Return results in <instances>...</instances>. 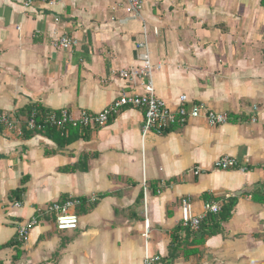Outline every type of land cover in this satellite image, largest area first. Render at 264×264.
<instances>
[{"label": "crops", "instance_id": "1", "mask_svg": "<svg viewBox=\"0 0 264 264\" xmlns=\"http://www.w3.org/2000/svg\"><path fill=\"white\" fill-rule=\"evenodd\" d=\"M24 2L0 0L1 112L20 120L35 107L98 112L123 93L142 92V80L131 82L119 71L140 64L144 49L136 44L145 40L153 63L162 64L153 81L168 106L176 108L185 94L187 106L201 102L230 120L210 126L190 119L142 139L143 111L124 107L101 127H81L86 138L65 146L25 127L20 135L1 132L0 245L38 208L70 196L82 203L75 229L57 230L47 217L20 243L17 259L16 248H1L0 264H143L146 253L159 255V264H264L261 0H143L140 18L126 0ZM63 34L77 45L55 47ZM224 155L246 170H214L213 161ZM184 196L194 214L205 201L221 208L231 197L236 203L201 244L190 245L200 228L189 235L181 230L171 257V230L190 229L181 224Z\"/></svg>", "mask_w": 264, "mask_h": 264}, {"label": "built area", "instance_id": "2", "mask_svg": "<svg viewBox=\"0 0 264 264\" xmlns=\"http://www.w3.org/2000/svg\"><path fill=\"white\" fill-rule=\"evenodd\" d=\"M61 0H48L49 4ZM33 0H25V7L29 6ZM131 15L141 17L143 10V0H126ZM146 38V33H145ZM55 47L69 50L77 45V40L65 34L60 35L53 40ZM138 48H143L139 54L140 64L133 65L119 71L120 77L131 82L142 80V92L139 93H123L113 100L109 105L105 106L98 112H89L81 110L78 114H74L68 108H61L57 111L42 112L43 114L33 111L24 120H20L16 116L0 111V133L10 132L15 134L22 133V127L30 131H43L46 126H55L56 128L74 127H101L105 125L114 115L118 114L124 107H136L143 111V123L141 127L142 139L149 132L163 133L175 124H184L190 119L203 118L210 126L226 123L230 120V114L225 111H216L209 108L204 103H191L187 96L182 94L178 97L176 108H171L166 102L160 98L156 92L153 81V74L162 67L160 62L153 63L147 48V42L140 41L136 44ZM257 106H253L256 109ZM256 118L252 117L251 121ZM67 133V131H65ZM212 168L214 170L239 169L245 171V166L241 165L238 160L232 156L224 155L213 161ZM197 174V170L194 171ZM144 207L146 209V194L149 186L143 182ZM161 189H157L160 193ZM93 196L91 201H96ZM78 197L70 196L62 201H52L45 206L38 208L36 212L29 218L21 220L15 227V238L19 243H23L29 234V231L42 222L45 218H50L57 230L75 229L78 225L79 216L76 212L81 205ZM14 206H20V202H15ZM180 208L182 211L181 224L189 227L193 231H197L201 221L208 214H218L221 205L215 200L205 201L202 206V212L194 214L192 212L191 203L188 196H184L180 200ZM146 216V212H145ZM149 229L148 219L145 218V235ZM161 257L157 254H148L144 256L143 264H159Z\"/></svg>", "mask_w": 264, "mask_h": 264}, {"label": "trees", "instance_id": "3", "mask_svg": "<svg viewBox=\"0 0 264 264\" xmlns=\"http://www.w3.org/2000/svg\"><path fill=\"white\" fill-rule=\"evenodd\" d=\"M261 4L264 5V0H261ZM35 111H38L39 108L35 107L32 108ZM31 109V110H32ZM42 110H39V113H41ZM82 130L84 128H81ZM67 131V133H65ZM83 132V131H82ZM80 128L74 127V126H68L67 128H56L55 126H46V128L43 130V133L46 134L47 136L51 137L54 139L59 146H65L73 141L79 139L80 137H85L86 135H82ZM74 169L73 166L63 168V170H72ZM26 178H23L22 182L24 183ZM24 192V187L17 188L13 190L11 193L13 196H17ZM264 200V199H262ZM236 203V198L231 197L226 203L223 204L221 208V212L218 215H209L208 218L205 220L201 221L200 223V230L198 233L194 234L192 241L190 242V245H198L201 244L205 237L207 235H213L216 232L220 230V224L223 221L228 220L231 215L233 208ZM185 230L186 235H189L190 231L193 232L191 229H186L182 227L181 225H177L173 230H171V252L170 255L173 257L175 255V250H177L181 244V238H180V231ZM4 247H14L16 248V254L14 256L15 259H17L20 255V243L16 240V238H11L7 242L3 243L0 245V249ZM195 249H189L185 254L189 256L190 254H195Z\"/></svg>", "mask_w": 264, "mask_h": 264}, {"label": "water", "instance_id": "4", "mask_svg": "<svg viewBox=\"0 0 264 264\" xmlns=\"http://www.w3.org/2000/svg\"><path fill=\"white\" fill-rule=\"evenodd\" d=\"M246 191H247V188H244L243 190H240L239 192H237L236 195H239V194L246 192Z\"/></svg>", "mask_w": 264, "mask_h": 264}]
</instances>
